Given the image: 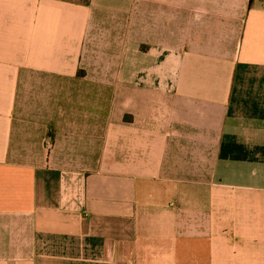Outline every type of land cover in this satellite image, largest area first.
<instances>
[{
	"label": "crops",
	"instance_id": "1",
	"mask_svg": "<svg viewBox=\"0 0 264 264\" xmlns=\"http://www.w3.org/2000/svg\"><path fill=\"white\" fill-rule=\"evenodd\" d=\"M0 264H264V0H0Z\"/></svg>",
	"mask_w": 264,
	"mask_h": 264
},
{
	"label": "built area",
	"instance_id": "2",
	"mask_svg": "<svg viewBox=\"0 0 264 264\" xmlns=\"http://www.w3.org/2000/svg\"><path fill=\"white\" fill-rule=\"evenodd\" d=\"M49 147L51 148V145H49Z\"/></svg>",
	"mask_w": 264,
	"mask_h": 264
}]
</instances>
